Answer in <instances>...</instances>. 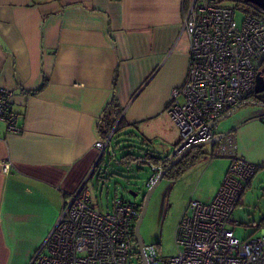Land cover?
<instances>
[{"label":"crops","instance_id":"crops-1","mask_svg":"<svg viewBox=\"0 0 264 264\" xmlns=\"http://www.w3.org/2000/svg\"><path fill=\"white\" fill-rule=\"evenodd\" d=\"M188 2L0 0V86L12 90L21 128L0 122V264H29L67 199L91 180L98 125L114 97L125 123L149 138L174 139L167 111L188 71ZM263 116L260 107L226 129H236L225 141L259 166L256 175L264 173ZM229 156L221 183L201 201L220 189Z\"/></svg>","mask_w":264,"mask_h":264},{"label":"built area","instance_id":"built-area-1","mask_svg":"<svg viewBox=\"0 0 264 264\" xmlns=\"http://www.w3.org/2000/svg\"><path fill=\"white\" fill-rule=\"evenodd\" d=\"M229 1L189 0L184 10V33L190 43L188 71L168 106L181 134L177 154L213 141L217 133L211 124L255 94L264 64V14L254 15V9H262L252 4V10L244 0H235L236 8ZM237 9L244 15L240 21ZM12 94L0 86V122L18 132ZM113 133L99 139L95 147L107 148ZM228 137L215 143L212 153V158L215 154L232 157L217 194L210 202L189 201L177 228L178 253L164 257L157 245L145 246L148 264H264V235L240 240L233 229L234 211L259 166L236 155L232 139L225 141ZM10 168V162L4 164L5 172ZM153 171L149 186L160 167L153 166ZM141 209L137 202L117 198L113 209L100 210L90 180L85 179L67 199L55 227L29 264H132L135 246L140 253L135 226Z\"/></svg>","mask_w":264,"mask_h":264},{"label":"rangeland","instance_id":"rangeland-1","mask_svg":"<svg viewBox=\"0 0 264 264\" xmlns=\"http://www.w3.org/2000/svg\"><path fill=\"white\" fill-rule=\"evenodd\" d=\"M228 4L235 8L238 6L235 0L229 1ZM247 4L253 10L254 6ZM243 16V12L237 9V20L240 21ZM259 109L260 106L255 104L244 103L233 115L222 119L214 130L216 133L227 132L226 129L237 123L240 117L244 118L256 111L259 112ZM167 116L169 120L166 125L168 129L175 131L172 133L174 139L149 138L137 127H124L117 134L114 133L110 146L101 151L100 158L105 151L107 152L90 180L92 196L99 204L100 210L113 209L117 198L142 204L154 171L147 163L140 164L135 161L123 163L121 157L132 150L142 155L147 152H152L155 156L171 155L177 148L176 144L180 142L181 134L169 114ZM214 148L213 144L205 145L206 158H202L193 166L184 168L180 175L175 177L166 175L157 184L152 194L147 214L141 225V235L145 246L157 245L160 254L164 257L175 256L178 253L176 233L187 203L191 199L201 201L209 197L220 180L222 181V171L228 158H212ZM131 191L138 195L133 196ZM263 218L264 173H259L254 176L252 184L244 191L240 204L234 211L233 219L237 223L233 228L235 235L240 240L262 237L264 225L260 222ZM132 264H144L137 246H135Z\"/></svg>","mask_w":264,"mask_h":264},{"label":"trees","instance_id":"trees-1","mask_svg":"<svg viewBox=\"0 0 264 264\" xmlns=\"http://www.w3.org/2000/svg\"><path fill=\"white\" fill-rule=\"evenodd\" d=\"M34 4H42L47 1L51 0H31ZM254 15H259L262 16L264 14V11L260 9H254L253 11ZM249 102H254V103H263L264 102V96L254 94L253 97ZM247 103V102H246ZM122 107L120 106L118 100L114 97L111 101L108 102L106 107L104 108V111L102 113L101 119H100V124L98 125V133L99 137L101 140H106L109 135L114 132L117 134L121 128H129V127H137L136 124L130 125L127 124L123 121V118H120L121 112H122ZM127 131V130H126ZM111 137L108 146H110V143L112 141V138L114 137V134ZM232 133V132H231ZM230 133V134H231ZM179 145V142L176 144V147ZM216 146V145H214ZM205 146H197L193 148L192 150H189L188 153L174 166L176 167L174 170L171 169L170 171L167 172L166 175L173 176L175 177L176 175H180L186 168L195 165L199 160L202 158H206V153L204 151ZM139 151H142V149H139ZM107 151H105L104 155L101 156L99 164L103 161V157L105 156ZM169 156H155L152 155V152H147L146 154L142 155L140 152L133 151L132 152H127L124 155H122V160L121 162L123 163H132V162H139L148 164L150 167L153 166L155 167H162V169H166L168 165L170 164L169 161ZM218 157V156H217ZM225 157V156H224ZM145 158V159H144ZM98 164V165H99ZM97 165V167H99ZM96 167V169H97ZM95 169V171H96ZM165 175V176H166ZM144 201V197H143ZM143 203V202H142ZM142 206V204H140ZM261 224L264 225V218L260 222ZM237 224V223H236ZM260 224V225H261Z\"/></svg>","mask_w":264,"mask_h":264},{"label":"water","instance_id":"water-1","mask_svg":"<svg viewBox=\"0 0 264 264\" xmlns=\"http://www.w3.org/2000/svg\"><path fill=\"white\" fill-rule=\"evenodd\" d=\"M244 1L247 2V3H251L253 5H256L259 8H261L262 10H264V0H244ZM263 83H264V81L260 78V76H257V84H256V89H255V93L256 94H259V93H263L264 92V85H263ZM250 103L255 104L257 106H260L261 108H262V106H264V104H261V103H254V102H250ZM238 108H236V109L232 110L231 112L227 113L225 116H223L222 118L218 119V121L216 123L211 124V126L213 128H216L217 127V124L222 119L233 115L237 111ZM261 118H264V116L261 117ZM235 130L236 129L234 128L233 130H230V131H227V132H224V133H217L213 141H207L206 143H203V144L197 145V146H205L207 144H213L214 145L215 143H219L224 138H226L231 132H233ZM197 146H192L190 148H187L185 151H183L180 154H177V152L179 151V149L178 148H175V150L169 156L170 164L164 170L161 169L162 167H160V172H159V175H158L156 181L151 186H149L148 191L144 195V201L142 203L141 214L139 215V218H138L137 223H136V226H135V239L137 241V244H138V247H139V251H140V254H141V257H142V261H143L144 264H148V262H147V258L145 256V251H144L145 245H144V241H143L142 235H141V225H142L143 220H144V218H145V216L147 214V211H148V207H149V203H150L152 194H153V192H154L157 184L161 181V179L163 177H165V175L167 174V172L170 171L186 155V153L189 152V150H192L193 148H195ZM98 162H97V165L99 164ZM97 165H96V167H97ZM91 176H92V174H91ZM131 194L133 196H137L138 195L137 193L132 192V191H131Z\"/></svg>","mask_w":264,"mask_h":264},{"label":"flooded vegetation","instance_id":"flooded-vegetation-1","mask_svg":"<svg viewBox=\"0 0 264 264\" xmlns=\"http://www.w3.org/2000/svg\"><path fill=\"white\" fill-rule=\"evenodd\" d=\"M258 76H260V78L264 81V64H263V66H262V69L259 71V74H258ZM263 85H264V83H263ZM256 89V88H255ZM258 95H262V96H264V92L263 93H259ZM261 104H264V102L263 103H261ZM261 111L264 113V106H262V108H261ZM230 135V134H229ZM228 135V136H229ZM177 167V166H176ZM176 167H173L174 169L176 168ZM172 168V169H173ZM162 169V168H161ZM173 169V170H174Z\"/></svg>","mask_w":264,"mask_h":264}]
</instances>
